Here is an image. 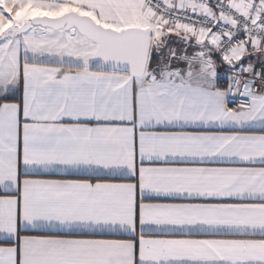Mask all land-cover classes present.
Here are the masks:
<instances>
[{"label":"snow or ice","instance_id":"obj_1","mask_svg":"<svg viewBox=\"0 0 264 264\" xmlns=\"http://www.w3.org/2000/svg\"><path fill=\"white\" fill-rule=\"evenodd\" d=\"M0 192V264H264V0H0Z\"/></svg>","mask_w":264,"mask_h":264},{"label":"built area","instance_id":"obj_2","mask_svg":"<svg viewBox=\"0 0 264 264\" xmlns=\"http://www.w3.org/2000/svg\"><path fill=\"white\" fill-rule=\"evenodd\" d=\"M218 71H220L222 73V76H224L226 78V74H227L226 68H224L223 66H219ZM240 99H241V97H239V96L235 97V102H239Z\"/></svg>","mask_w":264,"mask_h":264},{"label":"crops","instance_id":"obj_3","mask_svg":"<svg viewBox=\"0 0 264 264\" xmlns=\"http://www.w3.org/2000/svg\"><path fill=\"white\" fill-rule=\"evenodd\" d=\"M220 75L222 76V73L219 71ZM55 178V177H54ZM0 194H3L2 192H0Z\"/></svg>","mask_w":264,"mask_h":264}]
</instances>
